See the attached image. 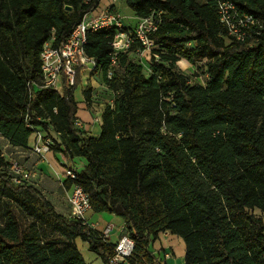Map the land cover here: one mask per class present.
<instances>
[{
	"label": "trees",
	"instance_id": "trees-1",
	"mask_svg": "<svg viewBox=\"0 0 264 264\" xmlns=\"http://www.w3.org/2000/svg\"><path fill=\"white\" fill-rule=\"evenodd\" d=\"M219 1L121 0L118 12L159 13L146 64L137 42L113 64L114 30L87 33L93 72L113 91L91 137L76 124L75 86L59 96L34 85L43 84L39 55L52 30L65 41L100 0H0V134L26 146L36 127L50 129L53 151L86 159L65 184L81 185L94 212L124 220L134 240L126 264H159L149 245L164 231L183 239L184 264H264V220L252 213L264 212V0H230L263 23L252 44L228 35ZM180 60L202 65L203 84L189 82ZM0 200V264H87L77 237L108 264L114 243L13 182L1 154Z\"/></svg>",
	"mask_w": 264,
	"mask_h": 264
},
{
	"label": "built area",
	"instance_id": "built-area-1",
	"mask_svg": "<svg viewBox=\"0 0 264 264\" xmlns=\"http://www.w3.org/2000/svg\"><path fill=\"white\" fill-rule=\"evenodd\" d=\"M115 1L117 0H109L108 3L101 6L98 13H95V10L87 11L81 21L72 29L67 39L61 43H55L54 30H52L49 39L43 43L39 55L43 84L34 85L35 88L47 87L55 91L59 96H63L65 87L72 88L75 86L78 70L88 69L92 71L94 69L95 60L87 55L85 51L87 33L89 31L114 30L110 42L113 64L118 53L127 51L136 42L139 43L137 52L140 61L150 60L154 42L149 37V34L157 30L159 13H151L145 17H140L135 25H130L124 21L125 17L114 7ZM217 13L219 21L226 28L228 35L236 41L252 44L256 34L260 33L259 29L263 26V23L257 17L245 12L230 0L219 1ZM155 56L157 57V55ZM112 75V71L108 70L107 78L111 79ZM207 76V73L203 74L204 78ZM189 82L192 83L194 81L190 78ZM203 82L200 81L202 84ZM89 105L93 111V121L101 124L104 109H101L93 102H90ZM54 112H56V109H54ZM26 118L28 119V116ZM80 123L76 119L78 126H81ZM27 126H31L29 121H27ZM50 131L52 130H45L39 127L34 130L35 141L32 151L38 158L44 157L46 153L52 150L54 138L50 135ZM10 175L15 183L26 181L29 177L16 161L10 163ZM64 176L66 179L75 180L77 170L65 165ZM71 188V193L68 196L71 206L70 216L80 219L90 228L95 229L85 219V213L90 209L89 195L81 185L75 182L71 183ZM111 229V226L107 225L103 230L99 231L104 240H108L107 236ZM133 248L134 240L128 234H122L114 243L113 253L108 258V264H126Z\"/></svg>",
	"mask_w": 264,
	"mask_h": 264
},
{
	"label": "crops",
	"instance_id": "crops-1",
	"mask_svg": "<svg viewBox=\"0 0 264 264\" xmlns=\"http://www.w3.org/2000/svg\"><path fill=\"white\" fill-rule=\"evenodd\" d=\"M108 2L109 0H100L99 7L94 12L98 13L101 6ZM114 5L116 9L120 7L121 0L115 1ZM120 14L122 15V13ZM123 16L125 17L124 21L130 25H135L138 19L131 14ZM143 62L146 64L147 60H143ZM76 81L78 85L73 91V96L77 103L76 119L81 122L80 127L89 136L98 137L101 133V124L93 121V111L87 101H85L84 90L87 87L91 88V102L96 103L101 109H104L106 104L112 102L113 91L108 88L102 74L98 71L80 69L77 71L75 84ZM50 135L53 136L55 141H58V136L55 132L50 131ZM34 141L35 135L32 134L26 146L14 145L7 137L0 134V154L9 164L13 161L18 162L22 166L23 171L29 175L26 182L37 189L51 203L57 213L69 217L71 206L68 196L72 188L71 185L66 186L65 184V165L77 169L75 166V159L77 158L76 163L82 168L86 164V159L83 157L70 159L62 152L53 150L46 153L44 157L38 158L32 151ZM85 219L87 223L98 231L110 225L112 229L107 238L111 243H115L122 234L126 233L124 220L114 213L108 211L94 212L90 208L85 213ZM80 239L77 237L75 243L85 262L87 264H105L95 252L89 249V244L82 239L80 241ZM149 251L159 264H184V241L170 231L159 233L158 237L151 241Z\"/></svg>",
	"mask_w": 264,
	"mask_h": 264
},
{
	"label": "rangeland",
	"instance_id": "rangeland-1",
	"mask_svg": "<svg viewBox=\"0 0 264 264\" xmlns=\"http://www.w3.org/2000/svg\"><path fill=\"white\" fill-rule=\"evenodd\" d=\"M119 12L122 13V15H126V14L131 13L130 9L128 7H126L125 5L122 6V8L120 9ZM177 65H178L180 70L189 74L194 82H199V83H200V81L203 82L204 77H203L202 69H201L202 65L190 67L191 66L190 64H188L186 61H182V60L179 63H177ZM77 85H78V82L76 81L75 88L77 87ZM76 162H77V158L75 159V166L77 167L76 170L80 171L81 168H80V166H78V164ZM252 213H254L255 215L261 216L264 220V212H262L258 209H254L252 211ZM2 221H3V211H2V201L0 200V222H2ZM80 241H82V240L80 239ZM80 241H78V242H80Z\"/></svg>",
	"mask_w": 264,
	"mask_h": 264
},
{
	"label": "water",
	"instance_id": "water-1",
	"mask_svg": "<svg viewBox=\"0 0 264 264\" xmlns=\"http://www.w3.org/2000/svg\"><path fill=\"white\" fill-rule=\"evenodd\" d=\"M65 8H66V9H70V6L66 5Z\"/></svg>",
	"mask_w": 264,
	"mask_h": 264
}]
</instances>
